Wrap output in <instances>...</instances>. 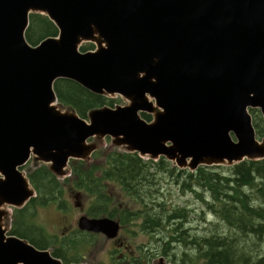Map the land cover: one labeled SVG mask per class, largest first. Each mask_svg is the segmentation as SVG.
<instances>
[{
	"label": "water",
	"instance_id": "water-1",
	"mask_svg": "<svg viewBox=\"0 0 264 264\" xmlns=\"http://www.w3.org/2000/svg\"><path fill=\"white\" fill-rule=\"evenodd\" d=\"M35 14L58 34L33 45ZM58 80L127 104L82 118L60 104ZM251 109L264 118V0H0V264H64L10 232L11 210L37 196L29 163L63 180L108 138L191 172L264 160ZM77 227L108 239L121 230L86 215Z\"/></svg>",
	"mask_w": 264,
	"mask_h": 264
},
{
	"label": "trees",
	"instance_id": "trees-1",
	"mask_svg": "<svg viewBox=\"0 0 264 264\" xmlns=\"http://www.w3.org/2000/svg\"><path fill=\"white\" fill-rule=\"evenodd\" d=\"M57 34V28L48 17L41 14L30 16L26 35L31 44L36 45ZM94 48L92 44H85L82 51ZM55 90L60 104L75 110L82 118H87L95 108L114 107L120 101L93 94L71 80H58ZM250 112L257 136L262 139L264 118L258 109H251ZM142 116L147 121L152 119L147 114ZM100 156L105 159V165L99 168L94 162L71 161L72 177L63 182L47 165L34 170L30 168L28 177L37 196L22 209L14 210L11 234L28 240L42 250L54 246L52 254L62 259L64 264L80 263L82 250L97 235L78 230L67 236L54 237L32 222L38 207L54 205L59 201V210L67 211L64 188L69 186L85 190L89 195H98L97 203H92L89 208L91 216L104 214L118 218L122 228L130 222L141 220L140 226L154 238L159 256L172 264H264V253L256 248L264 244V160H245L232 167H200L191 172L177 168L165 158L153 161L141 158L138 153L113 148L98 150L93 159ZM98 169L102 170L99 176L95 174ZM163 174L172 178L179 193L200 199L202 205H206L214 217L224 224V228L215 226L209 228V234H206V229L201 231L193 226L191 216L194 209L190 210L189 206L168 207L160 185ZM105 181L119 184L121 190L132 197L139 211L130 214L126 209H110L111 198L103 193ZM207 194L211 200L206 199ZM205 214L206 211L201 212L199 218L205 221ZM255 240L262 243L257 245ZM139 250L141 254L144 253L141 259H146L147 264L158 254L144 246Z\"/></svg>",
	"mask_w": 264,
	"mask_h": 264
},
{
	"label": "rangeland",
	"instance_id": "rangeland-1",
	"mask_svg": "<svg viewBox=\"0 0 264 264\" xmlns=\"http://www.w3.org/2000/svg\"><path fill=\"white\" fill-rule=\"evenodd\" d=\"M116 99L120 100L117 105L125 106L127 104V101H125L121 97H117ZM112 146V139L108 138L101 142V148L99 150L113 148ZM113 149L120 151L119 148ZM90 163H93L99 168L100 166L105 165V159L100 156L99 158L92 159ZM30 168L34 170L32 162L31 164L29 163L24 170L27 175ZM220 171H224V169ZM101 172L102 170L98 169L95 174L99 176ZM163 175L160 179V185L162 187L161 189L164 195L163 198L165 199L168 207L174 208L189 206L190 210L194 209L195 211H192L194 212V214H192L191 212V217L194 220L193 226L200 229L201 231L206 229V234H209V228H214L215 226H218L220 229L224 228V224H221L220 221L216 217H214L210 210L207 209L206 205H202L200 199L199 201L198 198L191 194L182 195L181 193H179V189L175 185L172 178ZM60 181L63 182L62 179H60ZM103 184L105 185L103 193L111 198V202L109 204L110 209L118 207V209L128 210L130 214L139 211V207H136L134 205L132 197L123 192L119 184L112 181H105ZM62 185L64 186V184ZM64 190V200L66 202V205L68 206L67 211L59 210L58 207L60 205V202L58 201V203H55L54 205L51 204L47 207H38L36 210V217L32 221L42 226L51 236L54 237H59L62 234L65 236L71 224L73 227H77L78 219L81 217L83 212L89 208L91 202L95 201V197L86 193L85 190H78V188L73 189L69 186L64 188ZM79 192L80 196L76 198L75 195ZM205 197L206 199L211 200L208 194ZM80 203L83 205V209H81L82 205L80 206ZM203 211H206L205 221L202 220L201 217L199 218V214H201V212ZM11 213L13 214V209L11 210ZM8 222V226L9 228H11L12 218ZM141 222V220H135L132 223L130 222L127 227L122 228V230L120 231L119 239H121L123 243L128 246L126 249L119 248L117 241L108 239L103 234H98L96 237H92L89 245L86 246L84 250H82L83 253L79 257V264H126L124 262L121 263V260H118V258L122 259L123 257H128V255H134L136 256V258H143L144 253L141 254L139 250V247L141 246L147 247L149 250L151 249L158 253L156 256L154 255L155 257H153L150 261V264H154L155 260H158V258L160 257L158 246L155 243L154 238L150 234H147L142 230L140 226ZM255 241L257 242V245L259 243H262L260 242V240ZM54 248L55 247L53 246L49 248V250H51L52 252ZM256 248H258L262 254L264 253V244Z\"/></svg>",
	"mask_w": 264,
	"mask_h": 264
},
{
	"label": "flooded vegetation",
	"instance_id": "flooded-vegetation-1",
	"mask_svg": "<svg viewBox=\"0 0 264 264\" xmlns=\"http://www.w3.org/2000/svg\"><path fill=\"white\" fill-rule=\"evenodd\" d=\"M60 180V179H59ZM65 180H67V178L66 179H63V181H65ZM72 180V179H71ZM71 188V187H70ZM71 190V189H70ZM76 196H80V192L79 193H76V195H75V197ZM95 197V201H93V202H91V205L89 206V208L92 206V203H97V201L99 200V197H98V195H96V196H94ZM89 208L88 209H86V211H84L83 212V214L81 215V216H83V215H86V216H89V217H92V218H104V217H107V218H112V219H115V218H113V217H110V216H108V215H104V214H102V215H100V216H97V217H94V216H91V215H89ZM81 209H83V205H82V208ZM15 210V209H14ZM13 214H14V211H13ZM13 214H12V219H13ZM115 220H117L118 221V218H116ZM81 231V232H86V233H90V234H95V235H98V234H96V233H91V232H87V231H82V230H80L78 227H73L72 226V224H71V226L68 228V232H67V234H66V236L68 235V234H70V233H73V232H75V231ZM115 241H117V244L119 245V248H127L128 246L126 245V244H124L123 243V241L121 240V239H115ZM116 248H118V247H116ZM115 248V249H116ZM114 249V250H115ZM121 258V257H120ZM114 259H116V258H114ZM118 260H121V262H124V263H126V264H147V261H146V259L145 260H142L141 258H136V256H134V255H132V256H129L128 255V257H123L122 259H119L118 258Z\"/></svg>",
	"mask_w": 264,
	"mask_h": 264
},
{
	"label": "bare ground",
	"instance_id": "bare-ground-1",
	"mask_svg": "<svg viewBox=\"0 0 264 264\" xmlns=\"http://www.w3.org/2000/svg\"><path fill=\"white\" fill-rule=\"evenodd\" d=\"M31 164V163H30ZM41 165H43V164H38L37 166H35V165H33V163H32V166H33V168L34 169H36L37 167H39V166H41ZM45 165V164H44ZM46 248H49V247H46Z\"/></svg>",
	"mask_w": 264,
	"mask_h": 264
}]
</instances>
